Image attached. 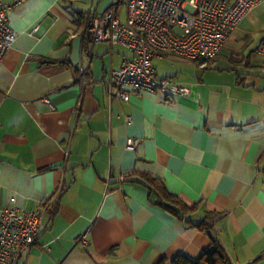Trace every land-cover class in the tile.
<instances>
[{"label":"crops","instance_id":"obj_1","mask_svg":"<svg viewBox=\"0 0 264 264\" xmlns=\"http://www.w3.org/2000/svg\"><path fill=\"white\" fill-rule=\"evenodd\" d=\"M4 1L16 37L0 64V208L34 209L62 186L17 264L194 259L210 244L191 224L206 211L231 264H264V0L205 66L153 59L157 76L187 96L143 91L128 101L109 97L105 81L130 52L91 44L82 31L84 15L112 0L103 9L94 0ZM142 173L196 204L190 223L152 202Z\"/></svg>","mask_w":264,"mask_h":264},{"label":"built area","instance_id":"obj_2","mask_svg":"<svg viewBox=\"0 0 264 264\" xmlns=\"http://www.w3.org/2000/svg\"><path fill=\"white\" fill-rule=\"evenodd\" d=\"M259 1L112 0L102 12L84 15L82 31L91 44H119L130 52L118 68L109 72L105 81L109 97L128 101L132 95L143 91L185 97L189 88L173 77H158L153 59L181 56L205 66L219 53L232 29ZM8 8L9 5L0 0V64L16 37L8 21ZM258 52L264 57V38ZM261 69L264 72V62ZM136 142L137 139H129L127 144L133 146ZM61 191L60 185L31 210L8 204L1 206L0 264H17L38 241L46 227L41 207L55 212ZM80 242L85 244L84 237Z\"/></svg>","mask_w":264,"mask_h":264},{"label":"trees","instance_id":"obj_3","mask_svg":"<svg viewBox=\"0 0 264 264\" xmlns=\"http://www.w3.org/2000/svg\"><path fill=\"white\" fill-rule=\"evenodd\" d=\"M141 176L144 178L143 184L147 186L150 194L154 195L152 202L159 204L167 211L186 221V223L191 222L190 219L186 217L196 209V204L188 206L183 203L175 194L170 193L165 188L163 182L159 178L151 176L148 173H142ZM131 180L133 179L131 178ZM213 214L214 212L206 211V217L204 219L198 223L191 222L192 225L205 231L210 237L209 246L202 250L197 258L192 259L184 254H177L169 260L162 258L156 264H231L229 256L224 250L220 240L215 235L213 222L209 220Z\"/></svg>","mask_w":264,"mask_h":264},{"label":"rangeland","instance_id":"obj_4","mask_svg":"<svg viewBox=\"0 0 264 264\" xmlns=\"http://www.w3.org/2000/svg\"><path fill=\"white\" fill-rule=\"evenodd\" d=\"M108 1H110V0H94V4L97 5V3H99L98 8H99V9H103V8L105 7V5L108 3ZM96 5H94V6H96ZM87 7H88V5L85 6V8H87ZM256 41H258V39H256ZM255 44H257V42H254V43H253V46H254ZM153 64H154V61H153Z\"/></svg>","mask_w":264,"mask_h":264}]
</instances>
